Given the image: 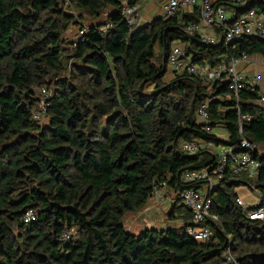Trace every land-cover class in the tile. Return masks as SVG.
I'll return each instance as SVG.
<instances>
[{
    "label": "trees",
    "instance_id": "obj_1",
    "mask_svg": "<svg viewBox=\"0 0 264 264\" xmlns=\"http://www.w3.org/2000/svg\"><path fill=\"white\" fill-rule=\"evenodd\" d=\"M140 0H0V264H264V221L248 220L235 189L264 192V154L256 180L226 176L208 197L219 224L196 241L191 216L178 203L181 228H146L135 234L123 218L140 211L156 185L171 193L181 175L213 163L206 152L188 156L182 141L237 146L242 138L264 148V108L258 89L236 101L223 81L168 76L165 58L183 45L193 64L215 67L241 55L264 60V41L203 43L184 27L198 13L128 24L124 6ZM236 17L250 9L264 16V0H222ZM75 11L76 15L68 10ZM73 26L75 38L63 35ZM221 42V41H220ZM156 47L162 61H157ZM51 90L40 123L32 120L34 88ZM208 104L209 127L195 112ZM238 112L250 121L238 134ZM222 129V139L213 131ZM263 200L260 204H263ZM35 220L23 223L27 211ZM75 235L60 240L66 229Z\"/></svg>",
    "mask_w": 264,
    "mask_h": 264
},
{
    "label": "built area",
    "instance_id": "obj_2",
    "mask_svg": "<svg viewBox=\"0 0 264 264\" xmlns=\"http://www.w3.org/2000/svg\"><path fill=\"white\" fill-rule=\"evenodd\" d=\"M155 0H140L132 7L124 6L122 16L128 24H135L139 16V10L143 2ZM222 0H166L162 6V16L170 18L178 13L194 10L198 13V23H188L184 31L188 36H198L203 43L215 45L222 40L225 45L241 39H257L264 41V16L250 9L236 17L226 13L224 7L218 2ZM234 1V0H227ZM247 62V56L241 55L232 59L228 64H220L215 67L202 66L191 63L184 55L183 45L174 43L166 58L165 67L167 75L171 78L187 75L198 79L203 85L223 81L227 84L228 90L238 100L242 90L248 89L254 93L258 89L259 78L247 79L239 70V66ZM37 100L32 110V120L40 123L46 109L47 101L51 98V90L46 87L34 88ZM211 99H206L199 104L195 116L199 123L205 125V132L211 134L209 127L208 104ZM258 104H264V96H259ZM249 114L238 112V134L242 136L244 124L250 121ZM179 151L192 156L206 152L213 156L214 163L203 170H190L181 175L184 184L203 183L205 192L193 187L184 188L177 193L166 196L170 204L178 203L189 211L191 220L186 232L196 241L209 240L213 234L209 224H219V218L211 213L212 201L208 192L214 190L221 180L226 176L233 178H246L254 181L257 178L260 167L259 161L254 157L253 152L257 145L242 138L237 146L215 145L209 140L182 141L178 145ZM160 189H167L166 184L156 185L153 189L152 199L162 200L163 195ZM242 215L248 220L264 221V203L255 207H246L239 200ZM23 223L30 224L35 220V213L27 211L23 216ZM75 235L73 228L66 229L60 236L62 242H68ZM225 260L229 264H237L230 251L225 253Z\"/></svg>",
    "mask_w": 264,
    "mask_h": 264
},
{
    "label": "rangeland",
    "instance_id": "obj_3",
    "mask_svg": "<svg viewBox=\"0 0 264 264\" xmlns=\"http://www.w3.org/2000/svg\"><path fill=\"white\" fill-rule=\"evenodd\" d=\"M224 9L226 13L232 15L231 9L224 6ZM71 12L72 14L76 15L75 11L71 9H65ZM145 19L140 18L138 16L135 19V24H143L145 22ZM78 33V30L71 26L69 30L63 35L64 39L66 41H70L75 38L76 34ZM178 43V42H175ZM156 57L157 61H162V54L160 52V49L156 47ZM171 79V76L168 75L164 80L167 82ZM257 153L260 155L264 154V148L261 146H257ZM245 192L249 193L251 197H254L255 203H257V195L259 194L257 191L253 192L251 188L244 187ZM201 192H205L206 187L205 185H201L200 189ZM161 194L163 195L162 200L157 199H150L145 206L136 213L127 214L123 218V224L126 227L127 230L137 234L140 231L146 229V228H154L157 230L171 227L179 229L183 226L184 220H183V213L181 212V209L175 208L168 200H166V196H171V192L167 189H160ZM257 204L250 205V207H255Z\"/></svg>",
    "mask_w": 264,
    "mask_h": 264
},
{
    "label": "crops",
    "instance_id": "obj_4",
    "mask_svg": "<svg viewBox=\"0 0 264 264\" xmlns=\"http://www.w3.org/2000/svg\"><path fill=\"white\" fill-rule=\"evenodd\" d=\"M166 0H155V1H148L143 2L141 4V8L139 10V16L146 21L143 22L147 23L156 17H161L162 14V6ZM184 13V12H183ZM185 13H192L189 10H186ZM238 70L247 78H259L258 84V94L264 96V60L259 55H252L247 57V62L241 64ZM168 77V76H167ZM264 108V104L261 105ZM215 135L218 137L225 139L226 134L224 130L219 129L213 131ZM246 186H242L235 189V193L237 195L238 200L246 207H250V205L260 204L263 200L264 202V192L260 195H257V203H255L254 197H251L249 193L245 192ZM256 205V206H257Z\"/></svg>",
    "mask_w": 264,
    "mask_h": 264
},
{
    "label": "water",
    "instance_id": "obj_5",
    "mask_svg": "<svg viewBox=\"0 0 264 264\" xmlns=\"http://www.w3.org/2000/svg\"><path fill=\"white\" fill-rule=\"evenodd\" d=\"M222 43V40H221V42H220V44Z\"/></svg>",
    "mask_w": 264,
    "mask_h": 264
}]
</instances>
